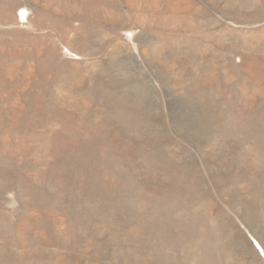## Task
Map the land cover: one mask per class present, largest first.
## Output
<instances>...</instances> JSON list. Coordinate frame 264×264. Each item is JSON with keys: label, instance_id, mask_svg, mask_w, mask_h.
<instances>
[{"label": "rangeland", "instance_id": "rangeland-1", "mask_svg": "<svg viewBox=\"0 0 264 264\" xmlns=\"http://www.w3.org/2000/svg\"><path fill=\"white\" fill-rule=\"evenodd\" d=\"M0 264H264V0H0Z\"/></svg>", "mask_w": 264, "mask_h": 264}, {"label": "bare ground", "instance_id": "bare-ground-1", "mask_svg": "<svg viewBox=\"0 0 264 264\" xmlns=\"http://www.w3.org/2000/svg\"><path fill=\"white\" fill-rule=\"evenodd\" d=\"M129 35H131V34H129ZM129 37H132V36H129Z\"/></svg>", "mask_w": 264, "mask_h": 264}]
</instances>
